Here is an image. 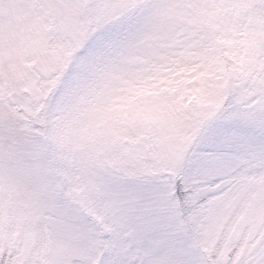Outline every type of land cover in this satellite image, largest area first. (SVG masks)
<instances>
[{
	"label": "snow or ice",
	"instance_id": "1",
	"mask_svg": "<svg viewBox=\"0 0 264 264\" xmlns=\"http://www.w3.org/2000/svg\"><path fill=\"white\" fill-rule=\"evenodd\" d=\"M0 264H264V0H0Z\"/></svg>",
	"mask_w": 264,
	"mask_h": 264
}]
</instances>
